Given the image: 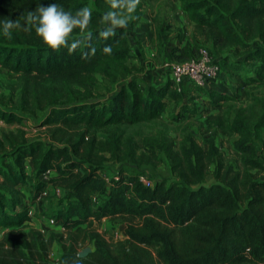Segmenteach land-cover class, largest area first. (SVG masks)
I'll list each match as a JSON object with an SVG mask.
<instances>
[{
  "label": "trees",
  "instance_id": "obj_1",
  "mask_svg": "<svg viewBox=\"0 0 264 264\" xmlns=\"http://www.w3.org/2000/svg\"><path fill=\"white\" fill-rule=\"evenodd\" d=\"M176 1L193 24L194 36H203L215 54L242 48L244 59H221L239 91L247 84H264V0ZM52 2L72 11L91 8L87 28L74 29L71 36L91 32L92 37L69 52L42 44L34 29L17 28L10 38L0 36V67L17 78L10 106L11 95L0 94V121L20 125L23 118H38L49 138L29 139L19 126L0 134V264H264V179L254 180L251 173L264 170L256 147L263 142L264 97L244 91L246 105H229V116L218 113L206 119L210 129L235 137L230 148L239 168L212 139L203 149L185 132L175 143L162 122L168 105L190 116L196 110L182 103V93L169 79L159 86H140L134 74L141 67L130 61L126 28L107 40L99 36L108 0H0V20L23 23L27 10ZM144 3L139 0L130 26L139 22ZM105 43L112 44L111 53L102 52ZM93 47L95 54L89 52ZM199 51L186 42L172 47L171 58H197ZM243 61L252 72L245 78ZM98 75L111 84L124 82L110 95L102 94L96 91ZM195 87L203 91L208 107L220 108L233 98ZM140 125L149 126L150 132L140 133L137 141L125 129ZM98 130H105L106 137L97 139ZM28 159L36 177L57 173L48 183L36 179L31 202L47 184L63 189L49 216L62 226L60 233L46 235L29 225L31 204L19 190L33 180L23 166ZM110 159L135 166L164 163L177 180L147 186L139 180L143 171H121L108 183L99 170ZM104 218L124 221L126 237L112 241L99 232L95 223ZM85 242H93L94 248L79 255ZM54 244L61 250L55 260Z\"/></svg>",
  "mask_w": 264,
  "mask_h": 264
},
{
  "label": "rangeland",
  "instance_id": "obj_2",
  "mask_svg": "<svg viewBox=\"0 0 264 264\" xmlns=\"http://www.w3.org/2000/svg\"><path fill=\"white\" fill-rule=\"evenodd\" d=\"M152 3L145 0L143 14L147 18L150 16L152 24L150 22H142V24H149L146 32L141 36L133 32V26L128 25L126 27V33L128 36L129 44L132 46L138 45V47H145L141 51L140 60L142 63L141 73L144 76V71L151 72L153 77L161 75V73H167L169 64L174 60L171 58L172 47H181L186 42L191 43L192 46H197L199 50H206L211 60L218 67L217 79L219 85L226 88L227 93L232 95L233 98L220 106L208 107L206 102V97L204 94L200 96H195L193 93L185 90L183 95L182 103L187 107L196 110L194 116L188 115V111H181L178 106L168 105L167 110L162 116V122L168 128L169 135L177 143L185 132L190 133L201 148L206 149L208 147V140L212 139L214 143L218 146V149L224 153L225 157L231 161L235 168H239L240 162L238 156L231 150L230 143L235 138L234 136H229L221 129H210L206 119H214L216 115L222 114V117L228 115V106L234 105H246L248 103V98L243 94L244 91H252L262 97H264V84H247L241 91L237 89L239 85L234 83L227 75L223 69L225 63L222 62V58L225 57L227 62L234 63L236 59L243 58L242 48L230 47L228 49H223L220 54H215L213 48L209 43L204 41L203 36L197 34L194 36L193 24L186 19L185 14L179 7V2L175 0H158ZM153 17V19H152ZM146 26V25H144ZM199 51V52H200ZM200 54V53H199ZM134 53L132 52V58L130 61L134 62ZM244 62V69L241 73L242 77L245 78L246 75L252 74L250 71V66ZM161 70V71H160ZM152 72H156L154 75ZM159 77V76H158ZM139 80L141 79L138 77ZM16 76L9 72L7 69L0 67V94L9 97L8 106L11 102H14L16 97V91L11 93L12 89L15 87ZM143 79L140 81L142 82ZM124 82V80L119 83L111 84L106 82L101 76H97V87L96 91L102 94L110 95L119 85ZM43 112L37 113V116L41 115ZM175 114H179V119L173 118ZM36 116V117H37ZM229 116V115H228ZM21 127L26 136L29 139L40 137L42 139H48L47 127L41 126L39 124L38 118H23L21 124L15 123H5L0 121V134L2 132L14 130L16 127ZM127 132L134 135V139L138 141L139 134H146L150 132V127L146 125H140L134 128H126ZM97 139H103L106 137L105 130H98L94 132ZM257 149L260 152V159L264 163V135L263 142L257 143ZM147 153L149 150L147 148H142ZM140 150V149H138ZM24 169L26 173L32 176L33 180L30 183H24L19 186L21 196L24 200H27L31 204L32 208V218L29 225L43 229V232L48 235L49 233H60L63 231L60 223L50 226L46 222V219L51 215L53 209L59 206V200L62 198L61 195L48 194L42 199H35L31 202L32 189L36 186V179L41 181V179L48 178L57 175L56 172L50 171L46 172L45 175L40 174L39 176L33 175L32 165L28 160L24 162ZM101 173H105L107 177L113 176L115 173L119 174L121 171L123 174L135 173L138 171H143L144 174L151 180L152 183L156 181H163L169 184L177 180V177L172 174L164 163H145L141 166H135L130 162H120L113 159L106 160L103 163V167L99 170ZM254 180L260 181L264 179V170L261 168H255L251 170ZM212 179L208 177L207 183H210ZM48 183V182H47ZM53 186V184H52ZM31 187V188H30ZM96 229L104 233L106 237L112 239V241L122 240L126 237L125 234V222L122 220H111L108 218L102 219L100 222L95 223ZM3 230H0V234ZM57 249L53 248L51 257L55 260L60 253V249L57 244H55ZM94 248L93 242H85L79 250V255H83L86 251L92 250Z\"/></svg>",
  "mask_w": 264,
  "mask_h": 264
},
{
  "label": "clouds",
  "instance_id": "obj_3",
  "mask_svg": "<svg viewBox=\"0 0 264 264\" xmlns=\"http://www.w3.org/2000/svg\"><path fill=\"white\" fill-rule=\"evenodd\" d=\"M139 0H108V7L100 17L101 27L98 29L99 36L107 40L113 37L119 29L128 27L129 22L135 18ZM92 9L83 6L75 11L67 10L61 4L52 2L41 4L27 10L22 14L23 23L20 19L0 20V36L10 38L14 29L22 28L25 31L35 30V35L40 42L52 49L66 47L69 52L75 51L86 40H90L92 33L86 36L72 37L74 29L84 31L92 19ZM95 54L96 49H89ZM105 54L112 52V44L105 43L102 48ZM88 56L89 53H84ZM75 264H80L75 261Z\"/></svg>",
  "mask_w": 264,
  "mask_h": 264
},
{
  "label": "built area",
  "instance_id": "obj_4",
  "mask_svg": "<svg viewBox=\"0 0 264 264\" xmlns=\"http://www.w3.org/2000/svg\"><path fill=\"white\" fill-rule=\"evenodd\" d=\"M217 74V65L211 60L206 50H201L197 58L171 62L167 70V79L171 80L174 83L176 89L179 92H182L184 87V80H188L194 86L204 88L211 79H214L217 76ZM46 172L43 173V175H45ZM100 174L108 183L111 181V179H116L118 176L117 173H115L111 177H107L103 172H100ZM47 180L48 178L41 179L43 183H47ZM139 180L147 186L153 185L151 180L144 173H140ZM50 193L54 195H62L63 189L59 186H52L50 184H47L42 189L38 190L34 194V196L35 199L39 200ZM94 201L95 203H98V198H95ZM32 212V208H30L29 214L32 215ZM46 222L50 226L57 224L53 217H48L46 219ZM41 231L43 232V229H41Z\"/></svg>",
  "mask_w": 264,
  "mask_h": 264
},
{
  "label": "crops",
  "instance_id": "obj_5",
  "mask_svg": "<svg viewBox=\"0 0 264 264\" xmlns=\"http://www.w3.org/2000/svg\"><path fill=\"white\" fill-rule=\"evenodd\" d=\"M158 1V0H156ZM156 1H149L152 3V7H153V2H156ZM176 1V0H175ZM178 2V1H177ZM180 7V6H179ZM153 19V17H152ZM142 22H150L152 24V21H151V18L150 16H148L147 18L144 17V14H143V11H142V16L139 20L138 23L134 24L133 25V32L134 33H137L140 38H142L141 36L146 32V29L147 27L150 26V23L149 24H142ZM146 25V26H144ZM144 46L143 47H138V45H135V46H132L130 45V49H131V53L133 52L134 53V62H135V65L139 67V65L142 66V63L141 60H140V57H141V51L144 50ZM146 49V48H145ZM142 69H140L141 71ZM140 71H137L134 75L138 78L140 77L142 80V82L139 80L138 78V81L140 83V86L144 89L147 85H154V86H159L161 84H163L166 79H167V73L165 74L164 72L161 73V75H158V76H155L153 77L151 75V72H145L144 71V76L142 75V73ZM161 71V70H160ZM154 75H156L157 73L156 72H152ZM218 77L216 76L214 79H211L207 84L206 86L204 87V90H207V89H214V90H219V91H222V92H225L227 93V90L226 88H224V86L222 85H219V82H218ZM185 90L193 93L195 96H202L203 94V91L200 89V91L196 89V87L190 83L188 80H184V87H183V91L181 92L182 93V96L184 95V92ZM183 100V98H182ZM28 162L31 163V161L28 159ZM57 246L54 244L53 245V248L57 249L56 248ZM60 249V248H59ZM53 250V249H52ZM60 253H61V250H60ZM59 253V255H60Z\"/></svg>",
  "mask_w": 264,
  "mask_h": 264
}]
</instances>
